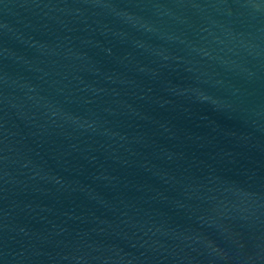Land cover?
I'll return each instance as SVG.
<instances>
[{
  "label": "water",
  "instance_id": "95a60500",
  "mask_svg": "<svg viewBox=\"0 0 264 264\" xmlns=\"http://www.w3.org/2000/svg\"><path fill=\"white\" fill-rule=\"evenodd\" d=\"M0 264H264V0H0Z\"/></svg>",
  "mask_w": 264,
  "mask_h": 264
}]
</instances>
